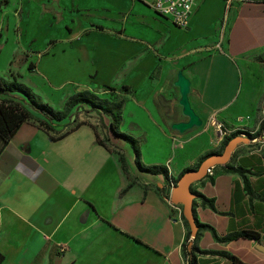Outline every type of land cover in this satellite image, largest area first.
Instances as JSON below:
<instances>
[{
	"label": "crops",
	"instance_id": "0c3cea01",
	"mask_svg": "<svg viewBox=\"0 0 264 264\" xmlns=\"http://www.w3.org/2000/svg\"><path fill=\"white\" fill-rule=\"evenodd\" d=\"M151 1L8 0L0 6V18L22 25L32 19L35 49L50 41L35 69L62 103L81 90L107 97L100 95L101 89L113 85H126L128 92L115 91L126 96L157 67L166 82H173L179 69L189 79L188 100L202 125L211 124L212 118L228 121L233 109L249 112L262 105L264 0L234 1L221 35L223 0H195L184 28L168 23L152 9ZM64 11L83 14L99 28L82 18L67 23ZM175 88L177 112L182 114ZM125 109L129 124L153 129L159 122L149 100L125 99L121 123ZM79 110L94 114L102 130L91 126L92 117L51 138L35 123L24 121L0 148V264H186L181 254L183 221L173 209L171 213L157 186L150 185L164 177L136 170L129 146L107 133L108 119L95 110ZM70 120H76L74 114ZM182 120L177 117L170 123ZM65 123L66 119L53 128L62 130ZM93 129L124 154L130 178L121 171L116 154L95 141ZM187 130H157L165 141L164 152L147 162L140 153V160L171 167L175 178L220 144ZM144 131L147 141L150 134ZM168 135L181 144L171 147ZM226 165L242 174L217 165L210 178L192 184L212 201L210 207L193 200L195 219L211 228L189 236L199 251L196 262L233 264L223 252L242 264H264V250L255 247L259 242L264 248V139L237 144ZM242 230L257 237L214 238Z\"/></svg>",
	"mask_w": 264,
	"mask_h": 264
},
{
	"label": "rangeland",
	"instance_id": "374dc122",
	"mask_svg": "<svg viewBox=\"0 0 264 264\" xmlns=\"http://www.w3.org/2000/svg\"><path fill=\"white\" fill-rule=\"evenodd\" d=\"M78 18L85 19L87 23H89L93 28H99L96 21L92 19L87 20V18L84 17L83 14L75 15L74 13H71L69 11H64V19L67 23L70 19L76 20ZM167 21L168 23L170 22L168 19ZM32 30V19H29L26 25H22L20 24V22L9 24L7 19L0 18V79L5 81L15 79L23 83L30 90H33L35 94H37L36 97H38L40 100H42L41 97L47 99L50 106L58 109L62 105V100H57L54 92L49 91V88H47V85L49 86V84L46 79H43L44 83L41 82L35 69L36 61L40 57L45 56L48 53V44L50 43V41L43 45L41 48L35 49L32 41ZM259 72H261V74L264 76V71ZM175 87L176 86L173 85V82H166L161 79L159 77L158 68L155 67V69L150 72L149 78L146 80V82H142L140 87L137 88L136 91H132L131 94L121 96L120 94L116 93L115 91L117 90V88H119L118 85L107 86L101 89L103 93H100V95L102 96H109V94H114L117 95V98L122 97L124 100H149V102L151 103L154 111V116L159 117V122L153 123V129L150 128V126L145 127L143 125L139 126L134 123L129 124L128 121L130 119L126 114L127 109L123 111L122 123L119 126L120 131H125L127 134H132L133 137L137 139L139 151L145 162L152 160L154 156H161V151L164 152L165 141H163L160 136L156 135V131L162 130L163 133H168L170 132V130H173L170 128L171 120H174L177 117L185 118L184 115L180 114V112H177L178 106L175 102ZM257 88H259V86ZM42 101L46 102L45 100ZM233 112L234 113L230 116L228 121L220 120L229 134L243 133V135L248 138L250 134L254 135L253 138H256L257 141L262 140V137L264 136V129L262 131L258 129L259 124L264 120V110L262 108V105L251 109L249 112H247V110L243 108L233 109ZM73 114L76 118V122L83 123L91 120L92 117L95 118V120H92L95 123L91 126L102 130V124L101 122L99 123L96 120V116L94 114L82 110H75L73 111ZM78 114L81 116V119H78ZM247 115L248 117L249 115L251 116L250 120L249 118H246ZM145 129L150 134V137H148L147 141H144L143 139L146 135L144 131ZM258 131L260 132V135L256 134ZM187 133H195L196 135L201 137V139L202 137L205 138L206 142L207 140L211 142L212 145H214L216 142V135L213 125L208 122L204 125H202L201 123L199 126L191 127L189 130H187ZM168 139L169 142L171 141V147L174 146V144H177L178 146L181 144V142L176 141L175 139L173 140V138L171 139V137L169 138V135ZM191 148L192 147L189 146V149H187V151L192 152ZM178 149L181 151L184 150L183 147H179ZM181 157H183V155H181ZM180 158L175 157V160H179ZM193 164L194 163L191 162L188 165L191 166ZM170 170H168V173ZM171 177L172 178L170 180H166L164 178L160 180L156 179L154 181H151L152 183L150 184L153 187L154 184L157 186V191L159 192L161 197H164L165 200H167V203L169 183H174V177ZM168 207L170 210L172 209L169 203ZM178 207L181 209L180 205ZM172 211L173 210H171V213Z\"/></svg>",
	"mask_w": 264,
	"mask_h": 264
},
{
	"label": "trees",
	"instance_id": "16d2710c",
	"mask_svg": "<svg viewBox=\"0 0 264 264\" xmlns=\"http://www.w3.org/2000/svg\"><path fill=\"white\" fill-rule=\"evenodd\" d=\"M7 3L8 0H0V6H5ZM120 90L123 92L129 91L126 85H121L119 87V91ZM116 96L117 95L109 94V96L107 97H99L90 91L81 90L68 95L64 99L61 107L59 109H55L49 104L42 102L23 83L15 79H11L8 81L0 79V148L7 142V140L10 138V136L13 134L19 124L24 121H31L35 123L38 127L42 128L47 133H49V136L51 138L56 136L57 132L59 134H57L56 137H59L65 134L66 132L73 130L76 126H78V124L82 123L76 122L75 120L71 121L70 118L73 117V111L85 107L88 110H95L98 114L103 115L108 119V127L106 128L107 133L117 139L124 141L129 146L133 153V163L136 170L152 175L160 174L166 180H170L172 177L169 175L168 169L165 165L144 164L140 160V151L137 139L119 130V126L121 123V108L124 99L122 97L117 98ZM262 108L264 110V97ZM65 119L66 123L61 125L62 128L65 127L64 129L59 130L53 128L56 124L60 123ZM258 129L261 131L264 129V120L259 124ZM93 132L95 141L99 145L116 154L121 171L125 174L127 178H130L124 154L116 147H111L109 145L108 136L100 137L94 129ZM256 134L260 135V132L258 131ZM234 135L235 133L226 135L221 141L218 148L206 151L203 154L199 155L193 165L183 168L177 174V176L173 179L174 182H176L177 178L182 172L188 169L195 168L199 164V162L209 154L219 152L222 149L223 145L226 143V141ZM253 137L254 135L249 134V139ZM262 139H264V136L262 137ZM216 166L217 165L213 166V172ZM222 166L227 171H233L242 174V170L239 168H234L226 164ZM212 175H205L202 179H208ZM192 191L195 193V198L199 199L202 204H206L212 207V201L210 199L205 198L202 194H200L194 189H192ZM180 217L186 229L185 238L181 244V254L186 264H197L195 259V252L199 251H197L193 243L189 241V229L184 217L182 216V213ZM195 224L197 226V230L192 238L197 237L201 230L210 228L207 224L200 223L196 219ZM238 237L255 239L257 235L256 233L248 230H242L239 232L227 234L222 237H217L214 235V238L216 240L221 241H226ZM221 254L229 258L233 262V264H242L237 261V259L232 255L223 252H221ZM2 258L3 257L0 254V262Z\"/></svg>",
	"mask_w": 264,
	"mask_h": 264
},
{
	"label": "water",
	"instance_id": "95a60500",
	"mask_svg": "<svg viewBox=\"0 0 264 264\" xmlns=\"http://www.w3.org/2000/svg\"><path fill=\"white\" fill-rule=\"evenodd\" d=\"M173 85L177 87L179 94L177 103L181 108L182 115L185 116V120L172 122L170 128L177 132H184L191 127L199 126L201 119L193 111L188 100L190 82L180 69L176 71ZM248 141L249 138L243 135V133L235 134L226 141L219 152L209 154L195 168L182 172L175 184L171 187L168 201L181 206V213L188 225L189 235L191 237L194 236L197 230L192 211V204L195 199V193L191 189L192 184L205 176V171L208 167L226 164L236 145L239 143H247ZM255 247L259 250H264L259 242L256 243Z\"/></svg>",
	"mask_w": 264,
	"mask_h": 264
},
{
	"label": "built area",
	"instance_id": "2783aa9c",
	"mask_svg": "<svg viewBox=\"0 0 264 264\" xmlns=\"http://www.w3.org/2000/svg\"><path fill=\"white\" fill-rule=\"evenodd\" d=\"M194 1L195 0H152L151 7L157 14L167 18L173 25L184 28L188 23L191 8ZM234 1H243V0H223L224 14L221 19V24L219 27L220 35L223 33L224 30V20H225L226 11ZM211 124L213 125L215 131L216 142L221 143L223 138L226 135H228L229 132L222 125V123L217 121L215 118L211 119ZM212 173H213V166H210L206 169L205 175H212ZM174 184L175 182L169 183L168 195L171 187ZM168 203L171 206V208L176 212V216L179 217L181 215V209L178 207V204H172L169 201ZM58 250L63 251L64 246L59 245Z\"/></svg>",
	"mask_w": 264,
	"mask_h": 264
}]
</instances>
